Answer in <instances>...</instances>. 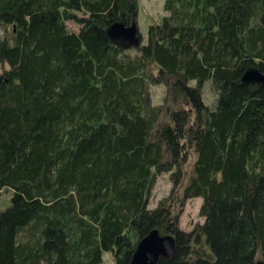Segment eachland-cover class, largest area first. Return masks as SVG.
<instances>
[{
    "label": "trees",
    "instance_id": "16d2710c",
    "mask_svg": "<svg viewBox=\"0 0 264 264\" xmlns=\"http://www.w3.org/2000/svg\"><path fill=\"white\" fill-rule=\"evenodd\" d=\"M164 8L132 49L108 29L136 21L138 0H0V264H130L154 229L175 239L154 264L264 262V83L243 80L264 73V0ZM191 150L181 193L149 208ZM197 196L204 222L185 231Z\"/></svg>",
    "mask_w": 264,
    "mask_h": 264
},
{
    "label": "rangeland",
    "instance_id": "374dc122",
    "mask_svg": "<svg viewBox=\"0 0 264 264\" xmlns=\"http://www.w3.org/2000/svg\"><path fill=\"white\" fill-rule=\"evenodd\" d=\"M139 13L137 16V25L139 33L141 35L140 43H144L148 34V26L152 23H160L168 11L165 10V0H138ZM69 29L78 30L79 25L75 22H68ZM3 32L0 30V35ZM139 43V44H140ZM132 48V47H129ZM133 47L132 49H134ZM134 53V50H132ZM7 67V65L5 66ZM156 69H154V72ZM167 87L164 84H153L150 86L151 100L155 105L163 104L167 96ZM218 96L210 88V81H206L203 88V99L208 106H214L216 98ZM189 151V150H188ZM196 155L192 152L182 162L181 174L177 175V183L172 178V171H164L158 175L155 179L154 185L151 189L148 197L147 206L149 208L156 207L161 200L169 197L173 191L177 190L181 193L183 186L187 183L188 178L194 171ZM11 195V190L6 188H0V208H5L9 203L8 200ZM203 199L201 196L190 197L184 201V204L180 211L179 226L185 231L193 230L197 224L204 222V216L201 215V205ZM100 264H115L114 256L111 252H105L103 255V261Z\"/></svg>",
    "mask_w": 264,
    "mask_h": 264
},
{
    "label": "water",
    "instance_id": "95a60500",
    "mask_svg": "<svg viewBox=\"0 0 264 264\" xmlns=\"http://www.w3.org/2000/svg\"><path fill=\"white\" fill-rule=\"evenodd\" d=\"M108 34L112 41L123 48L138 46L141 40L136 21L130 24L116 21L109 27ZM243 80L264 83V73L251 68L244 73ZM174 249V237L169 234L162 235L158 229H154L137 244L130 264H154L160 256L171 257Z\"/></svg>",
    "mask_w": 264,
    "mask_h": 264
}]
</instances>
